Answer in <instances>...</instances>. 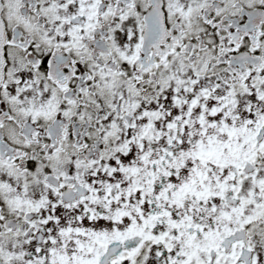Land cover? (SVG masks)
<instances>
[{
  "label": "snow or ice",
  "instance_id": "obj_1",
  "mask_svg": "<svg viewBox=\"0 0 264 264\" xmlns=\"http://www.w3.org/2000/svg\"><path fill=\"white\" fill-rule=\"evenodd\" d=\"M0 264H264V0H0Z\"/></svg>",
  "mask_w": 264,
  "mask_h": 264
}]
</instances>
